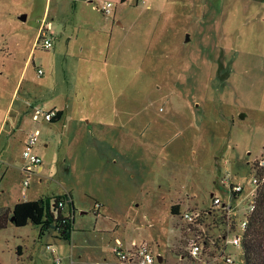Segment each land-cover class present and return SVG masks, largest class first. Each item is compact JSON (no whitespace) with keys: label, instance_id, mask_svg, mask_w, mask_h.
Instances as JSON below:
<instances>
[{"label":"rangeland","instance_id":"1","mask_svg":"<svg viewBox=\"0 0 264 264\" xmlns=\"http://www.w3.org/2000/svg\"><path fill=\"white\" fill-rule=\"evenodd\" d=\"M191 1H158L163 4L162 26L155 42L162 38L161 48L168 34L171 50L147 60L140 51L116 57L131 67L127 94L142 104L151 101L148 120L134 112L140 108L137 101L124 126L110 111L109 101L122 96L114 87L117 80L101 84L105 89H96L90 101L92 88L84 86L85 98L78 93V102H69L64 118L32 119L34 107L48 110L63 104L67 88L78 84L71 62L76 58L70 55L74 36L68 40L75 27L66 21L72 7L68 0H0V212L18 199L39 196H48L52 205L55 196L67 192L74 203L68 237L54 223L45 228L30 222L17 226L9 220L0 227V264H114L115 239L125 246L146 241L154 253L171 262L185 252L192 234L198 233L202 241L222 233L223 225L213 223L212 213L204 224L194 226L181 212L206 213L214 194L230 193L226 179L243 185L239 198H245L255 164L264 158V0H207L202 15V9L196 13L191 9ZM199 2L205 1L195 0L196 6ZM178 3L190 7V14L184 16L182 8L172 16ZM92 4H85L84 11L96 20L102 13ZM22 14L26 17L20 18ZM168 18L172 32L163 26ZM43 19L51 22L46 35L50 48L40 45L42 38L36 42ZM188 33L190 42L174 48L178 35ZM183 52H213L211 59L223 65L218 71V62L212 67L211 79L201 67L193 79H184L177 66ZM194 80L204 83L199 91L187 88ZM204 98L219 110L218 115L208 112L206 135L202 132L198 141L191 126L205 111ZM180 102L182 108L176 104ZM163 115L172 119L163 120ZM141 126L143 132L138 131ZM174 128H178L174 136L164 135ZM35 129L42 168L34 166L23 189L18 167L26 138ZM120 164L124 171L115 169ZM95 200L103 203L99 210ZM172 203L180 206L175 214L170 211ZM63 209L68 214L72 206L67 202Z\"/></svg>","mask_w":264,"mask_h":264},{"label":"crops","instance_id":"2","mask_svg":"<svg viewBox=\"0 0 264 264\" xmlns=\"http://www.w3.org/2000/svg\"><path fill=\"white\" fill-rule=\"evenodd\" d=\"M70 2V6L72 10L68 11L66 14V21L70 22L75 28L74 32L71 33V36H68V40L74 36V46L72 47V51L70 55L76 58V61L73 59L71 62L76 67V77L78 84L67 88L66 90V99L63 104H53L50 108H55L57 110H61V115L59 118L66 117V109L73 99L74 104L77 101L75 96L80 93L81 100L85 98V88L84 86H88L92 88L93 93L89 101L94 99V92L99 89H105L101 84H106V82L110 81L114 84L115 80L118 81L114 85L117 91H122V96L116 97L115 100H111L110 102V111L111 116H115V119L124 122V126L126 125V120L130 121L132 117V103H136L138 100L133 99L130 95L127 94L126 91V83L128 81V72L131 68L129 65L126 66V62L123 60H119L116 57L120 53L124 52H138L142 53L143 57L147 60L148 56L163 55L164 50H171L173 48L172 42L167 41L164 35L163 43L160 48V41L162 38L158 39V42H155L156 32L159 26H162V11L163 4L158 2L160 0H111L114 2L112 9L106 15L103 10L99 8L100 4L105 0H68ZM110 1V0H108ZM145 1H151L144 4ZM205 2L198 3L196 6L195 0H192L190 5L192 6V10L202 9L201 15L205 12L204 9L207 8V0ZM51 2V0H49ZM209 2V1H208ZM92 4V7L101 11V16H98L97 19H90V13L86 10L84 11L85 4ZM174 5V4H173ZM230 6L232 3L229 4ZM203 6V7H202ZM174 12L171 13L174 16V13H180L181 9L184 8L183 15H189L190 7L180 6V3L174 5ZM243 8V6H242ZM194 14V12H193ZM26 17V14H25ZM100 17V18H99ZM155 17V18H154ZM111 19V20H110ZM189 23V20H187ZM173 21L171 18H168L166 21H163V26H165L166 30L173 31L171 25ZM40 28V25H39ZM205 29L208 26L204 27ZM39 33V30H38ZM37 33V36H38ZM180 35V34H179ZM177 39V45H174V48L181 49L183 44L189 43L191 40V35L187 36H179ZM140 42L142 45L137 47V43ZM144 42V43H142ZM35 43V42H34ZM33 43V44H34ZM157 44V45H155ZM157 49V50H156ZM205 50V48H203ZM152 51H163V52H152ZM215 53V52H214ZM169 55V53H167ZM213 57V52H183L181 55V59L178 61V68L183 70L184 79H192L193 75L197 69V67H201L202 72H205L207 77L211 79L210 70L213 66L216 65L218 61H213L211 58ZM221 61V60H219ZM142 64V61L140 62ZM223 65V62H218L216 65L217 71L220 66ZM140 66V65H139ZM187 68V69H186ZM214 68V67H213ZM224 68V67H223ZM201 72V74H202ZM208 73V74H207ZM191 80V79H190ZM202 82L200 81H192L187 86L188 90L199 91V88L203 87ZM223 82L221 83V85ZM72 90V91H70ZM202 93V92H201ZM74 94V96L72 95ZM206 96V94H203ZM98 96V95H97ZM209 96V95H208ZM208 104L205 106V111L202 113V116L198 118V124H193L191 126L193 128L194 136L198 138L200 141V137L206 135L204 130V122L207 120L208 112L215 113L218 115L219 110L218 106L215 108V104L211 102L210 99L204 98ZM152 100V99H151ZM102 101L101 99H97V102ZM78 102V101H77ZM96 102V103H97ZM148 99L142 102L139 100L138 103L140 108L135 109V113L139 112L140 114H144L145 120L147 119V111L148 106L150 105ZM34 104L33 102L31 103ZM182 108V102L176 103ZM186 104V103H185ZM227 104L224 103V105ZM30 105V104H29ZM196 105L198 103L196 102ZM223 105V104H222ZM221 105V106H222ZM27 107H29L27 105ZM171 108V105H170ZM185 111V110H184ZM163 120H171V116L161 117ZM149 123H147L148 126ZM146 125V124H145ZM198 125V128H197ZM130 126V124H129ZM175 130V131H174ZM140 132H143L142 126L139 128ZM170 131V130H169ZM168 131V132H169ZM163 132V131H162ZM165 132V136H174L178 132V128L172 129V131L168 134ZM183 132V131H182ZM203 132V133H202ZM202 133V134H201ZM209 136H212L211 134ZM203 137V136H202ZM170 140V139H169ZM202 140V139H201ZM46 145V143H45ZM21 166V164H20ZM20 166L18 169L20 170ZM39 169L42 168L38 166ZM121 169L124 171V165L120 164L119 166H115V169ZM21 172V170H20ZM116 174V173H115ZM23 188V187H22ZM73 199V198H72ZM22 200V199H18ZM98 201V200H97ZM14 201L12 205L15 203ZM103 203H101L102 205ZM63 212L65 213L64 209ZM68 212V211H67Z\"/></svg>","mask_w":264,"mask_h":264},{"label":"built area","instance_id":"3","mask_svg":"<svg viewBox=\"0 0 264 264\" xmlns=\"http://www.w3.org/2000/svg\"><path fill=\"white\" fill-rule=\"evenodd\" d=\"M112 7V2L105 0L99 8L104 12H109ZM51 27V22L48 20L43 21L40 24L39 33L36 38L45 48L52 46V41L47 37V32ZM38 72H42V69H38ZM57 114V109L49 108L44 110L40 107H34L31 111L32 119H44L51 121ZM39 130L35 129L28 134L24 147L22 150L23 162L20 166V170L24 177L23 189H26L29 184V179L34 173V166H41L42 158L35 150V144L38 140ZM257 165L264 167V158L261 157L257 160ZM228 180V181H227ZM225 182L229 183L230 193L225 196H219L214 194L211 199L212 203L206 213L194 211L192 209H185L181 212L184 219L188 221L190 225L204 224L205 219L212 213L215 217L213 223L223 225V231L214 239L204 238L199 240L198 233L192 234L189 237L185 252L177 254L175 260L168 262L165 256L160 253H154L150 245L146 242H136L133 240L130 245L125 246L118 239H115V244L112 247V253L114 255V264H240L243 263V248L242 239L245 230L248 225V220L252 211L256 208V195L258 192L259 178L254 173L248 194L245 198H239V194L243 189V185L239 183H233L229 179ZM57 205L60 208H64L67 203V198L62 197L57 200ZM101 203L94 201V208L99 210ZM54 207V202L51 205ZM209 211V212H208ZM196 230V228L194 229ZM205 237L208 235L204 233ZM210 241V243L208 242ZM234 250H238V256L234 255ZM158 254L160 258H158Z\"/></svg>","mask_w":264,"mask_h":264},{"label":"trees","instance_id":"4","mask_svg":"<svg viewBox=\"0 0 264 264\" xmlns=\"http://www.w3.org/2000/svg\"><path fill=\"white\" fill-rule=\"evenodd\" d=\"M60 115L61 110H57V114L53 117L52 121L59 119ZM255 165H257V162ZM256 174L260 180V184L256 195V208L250 215L242 239V264H264V167L257 165ZM62 197L67 198L68 204L72 206L68 214L64 213L63 209L58 207L56 203ZM53 202L54 207L52 208L48 196L18 200L11 208H6L4 209L5 212H0V227H4L10 220V216L13 215L14 219L12 222L17 226L30 222L46 228L54 223L68 237L72 230V213L74 212L72 196L70 192L58 194L54 197ZM179 207V203H172L170 206L171 213H177Z\"/></svg>","mask_w":264,"mask_h":264},{"label":"water","instance_id":"5","mask_svg":"<svg viewBox=\"0 0 264 264\" xmlns=\"http://www.w3.org/2000/svg\"><path fill=\"white\" fill-rule=\"evenodd\" d=\"M20 18H25V14L20 15ZM13 219H14V216L11 215L10 216V221H13ZM158 258H160L159 254H158Z\"/></svg>","mask_w":264,"mask_h":264}]
</instances>
